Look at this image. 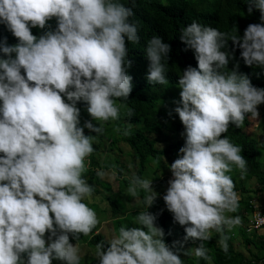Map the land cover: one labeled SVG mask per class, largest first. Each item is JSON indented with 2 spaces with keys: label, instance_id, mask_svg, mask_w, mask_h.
<instances>
[{
  "label": "clouds",
  "instance_id": "clouds-1",
  "mask_svg": "<svg viewBox=\"0 0 264 264\" xmlns=\"http://www.w3.org/2000/svg\"><path fill=\"white\" fill-rule=\"evenodd\" d=\"M174 1L143 0L136 14L119 0H0V24L17 40L9 45L6 37L0 39V264H79L78 247L69 242V235L74 240L87 236L97 222L103 224L106 211L113 218L107 221L119 223L120 230L115 229L118 235L107 246L96 245L99 264H182L185 247L184 257L192 253L208 261L204 242L218 233L217 243L226 252L225 229L234 234L238 250L244 235L264 239V233L259 234L264 231L259 206L264 205V194L242 209L244 220L226 215L236 212L242 199L226 173L235 166L243 178L247 167L241 148L221 138L230 124L246 129L252 125L253 134L254 126L264 121V85L249 80L261 74L239 73L238 62L228 70L237 47L246 66L264 69V0H248V13L258 10L260 22L249 24L241 36L226 37L213 25L181 21L179 14L171 28L159 26L163 30L157 32L150 26L155 35L147 37L144 50L149 83H168L171 42L185 54L177 85L179 104L173 109L184 128V144L162 180V171L153 181L132 174L127 190L118 173L104 165L110 146L103 144L92 181L93 137L84 131L102 133L105 125L121 119L126 106L118 103V110L116 100H127L132 91L126 42H138L137 29ZM53 18L54 29L48 23ZM227 41L233 52L223 50L230 46ZM246 114L250 117L245 127ZM260 117L263 121L255 124L253 119ZM113 129L118 131L114 124ZM105 171L117 173L118 190L103 181ZM87 173L92 187L82 178ZM164 180L160 209L185 232L183 237L173 229L183 243L174 242L172 234L171 247L156 226L160 213L148 210L159 195L154 185ZM140 191L146 210L140 211L138 203L140 212L133 220L140 227L125 229L127 218L114 220L113 205H130L126 213L134 214L130 201L138 199ZM236 225L240 232L233 230ZM189 240L200 243L185 246ZM248 253L245 257L253 260ZM258 264H264V254Z\"/></svg>",
  "mask_w": 264,
  "mask_h": 264
},
{
  "label": "trees",
  "instance_id": "trees-1",
  "mask_svg": "<svg viewBox=\"0 0 264 264\" xmlns=\"http://www.w3.org/2000/svg\"><path fill=\"white\" fill-rule=\"evenodd\" d=\"M125 6L130 7L133 12L139 13V8L143 5V0H119ZM248 0H175L168 8H162L159 10L152 21L149 24L142 25V30L137 29L139 41L136 43L126 42L129 56L128 59L131 62V66L127 69V73L132 77V91L129 94L127 100L118 98V103L125 105L120 120L117 119L114 123L105 125L102 133H91L88 129H85V135H91L93 152L90 154V173L92 175V181L95 175L94 168L101 164L98 159L100 150L104 148V145L110 146L108 150L110 153H106L104 159V165L106 167L114 169L118 173V181L121 187L127 190L129 186V180L132 174H135L139 178L145 179L149 175L157 177L159 171L166 173L169 171L167 165H170L175 159L178 158V149L184 144L183 125L178 115L173 109L178 106V85L179 75L182 74V64L185 54L180 52L177 48L176 42H171L174 47V52L170 51L168 62H166V80L168 83L163 85L155 82L149 83L146 80V74L149 61L145 55L146 43L149 40L147 37L153 36L149 30L151 25L156 26L155 31L161 32L164 28H171L177 14L182 20L195 21L201 26L213 25L217 29L226 34V37L232 35H240L243 30L249 24L259 23L260 13L258 10L253 9L252 13H248ZM145 17L146 12L143 11ZM140 18L142 16L139 14ZM215 19L214 21L211 18ZM54 29L56 26L55 18L48 22ZM163 26V27H159ZM38 30V28H32ZM168 31L166 35L169 33ZM159 36V35H158ZM7 38L9 45L17 43L10 32L6 30L4 25L0 24V39ZM227 45L224 51L233 52V44L231 41H227ZM232 49V50H231ZM233 52L234 59L228 64V70L233 69L235 63H239V73H258L261 74L258 77L252 78L250 82H261L264 85V69L258 67L246 66L243 60L240 58V50L237 47ZM236 53V54H235ZM2 55V54H0ZM227 71V69H226ZM175 102V103H174ZM119 110V106H118ZM171 112V115L169 113ZM120 114H118L119 119ZM250 114H246L243 125L246 127ZM112 122V120H110ZM113 124L118 129H113ZM258 128L263 129L264 121L258 125ZM127 133V134H125ZM227 137L229 142L237 145L241 148V155L246 160L247 171L241 178L240 170L235 166L229 173L233 184L234 191L239 193L242 197L238 202L237 211L234 213H226L228 216H239L240 220H244L242 209L247 207L249 200L256 197L259 193L264 194V143L260 141L256 133L249 134L248 129L235 127L229 125L227 131L222 134L221 138ZM104 144V145H103ZM86 162V161H85ZM263 162V163H262ZM170 172V171H169ZM87 173L85 176L82 174V178L88 185L91 186V181L87 180ZM124 177V178H123ZM123 179V180H122ZM97 184H102L101 181L96 179ZM166 184V180L154 185V190L159 194L153 206L148 210L155 214L160 213L156 220V226L159 225L163 229L164 242L168 246H172V234L175 227L178 228L179 234L185 236L184 227L173 221L172 215L170 216L165 211H161L160 206L164 202L162 199L163 193L162 187ZM92 187V186H91ZM145 193L140 191L138 197L142 205L140 211L146 210L142 200ZM89 208L92 205H87ZM94 206V205H93ZM130 205H113V217L114 220H121L127 218V222L123 227L125 229L132 227H140L133 221L138 212V206H135L136 212L134 214L126 213ZM103 214V212H101ZM102 221L113 220L110 212H105ZM115 222V221H114ZM242 223H245L244 221ZM115 229L119 231V223H114ZM100 223L97 222L96 226L87 235H80L78 240L72 239L69 235V242L72 244L84 245L96 250V245L105 243V238L99 233ZM229 231L225 229L224 235L227 237V251L222 250L221 246L217 243L220 238V234L212 232L210 239L204 242V246L207 249V255L209 260L197 259L192 253L186 254L184 257L182 249L180 258L182 264H258L264 254V239L257 240L253 236L242 237L241 246L246 248L251 253L253 260L247 259L245 254L234 247L236 239L234 236L229 235ZM47 241V233L45 234ZM192 245H199V241L189 240ZM177 248L180 246L176 245ZM257 252H253V249ZM261 254V258L259 256ZM99 264L98 259H94L92 256L85 257L83 261H79V264ZM52 264H56V260L52 261Z\"/></svg>",
  "mask_w": 264,
  "mask_h": 264
},
{
  "label": "rangeland",
  "instance_id": "rangeland-1",
  "mask_svg": "<svg viewBox=\"0 0 264 264\" xmlns=\"http://www.w3.org/2000/svg\"><path fill=\"white\" fill-rule=\"evenodd\" d=\"M178 103H179V100H178ZM261 109L262 108H259V106H258V112L259 113H260ZM262 118L263 117L256 118V119H253V120H254L255 124H259L260 121H263ZM251 126L249 127V129L251 128ZM257 126L258 125H255L254 128L250 131V133H255V132L258 133L259 134L260 141L262 142L263 141V135H264V133L263 134H260V131L257 130ZM249 129H248V131H249ZM104 150H105V147L103 148L102 153H104ZM107 152L110 153V151L108 150V148H107ZM102 155L103 154L98 155V158H101ZM103 158H104V156H103ZM116 176H117V173L114 172V171L113 172L112 171H105V172L102 173V176L101 177H102V179H103L104 182L110 183L111 186H112V188L114 190H118L119 185H118V182L116 181ZM163 178H164L163 173H160L159 174V180L158 181L162 180ZM145 179H148L149 181H153V180L156 179V177L155 176H152V174H151V175L148 176V178H145ZM238 199H239V196H238ZM130 203H131V206H133V207L134 206H138L139 207L138 203L141 205L139 198L136 199V200L130 201ZM259 206L261 207V209L264 210V205H259ZM162 208L167 211L165 204L163 205ZM114 223L115 222L104 221L103 224L100 225L99 233L104 236L106 245L108 244V241L111 238H113L114 236L118 235L116 233V231H115V224ZM233 230L236 231V232H240L241 227L239 225H236L233 228ZM263 233H264V231L260 230V233L259 234H263ZM173 237H174L173 238L174 242L182 241V243H183L182 237H180V235H178L177 232H173ZM254 239H255V237H254ZM73 245H75V244H73ZM239 245L240 244L235 243V248L236 249L237 248L239 249L240 248ZM76 246L78 247V250H79L78 251V254L80 256V261H83V259L85 257H89V256H92V257L95 256L96 257V255H95L96 250H94L93 248L89 247L87 244H84V245H78V244H76ZM185 246H187V245H185ZM188 249H189V247H185L184 248V250H188ZM241 251L245 254V256L249 255V253L247 252L248 250L246 248H243L242 247L241 248ZM96 258L98 259V257H96Z\"/></svg>",
  "mask_w": 264,
  "mask_h": 264
},
{
  "label": "bare ground",
  "instance_id": "bare-ground-1",
  "mask_svg": "<svg viewBox=\"0 0 264 264\" xmlns=\"http://www.w3.org/2000/svg\"><path fill=\"white\" fill-rule=\"evenodd\" d=\"M229 235H232V236H234V234H229ZM191 245V243L190 244H187V246H190ZM81 250V249H80ZM84 264V263H83Z\"/></svg>",
  "mask_w": 264,
  "mask_h": 264
}]
</instances>
